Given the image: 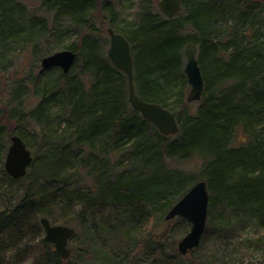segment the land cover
Masks as SVG:
<instances>
[{"label": "trees", "instance_id": "trees-1", "mask_svg": "<svg viewBox=\"0 0 264 264\" xmlns=\"http://www.w3.org/2000/svg\"><path fill=\"white\" fill-rule=\"evenodd\" d=\"M157 1L0 0V187L17 185L0 211V264H153L157 255L160 264H209L212 239L264 251V0H181L166 20ZM104 25L129 42L136 95L168 109L177 135L159 134L131 108ZM188 43L204 82L194 110ZM61 50L76 53L68 73L39 66ZM27 133L33 161L13 180L5 144L18 135L28 148ZM197 181L207 185L208 217L184 259L175 241L189 225L155 229ZM41 218L74 229L69 258L43 238L32 242L43 237Z\"/></svg>", "mask_w": 264, "mask_h": 264}, {"label": "water", "instance_id": "water-1", "mask_svg": "<svg viewBox=\"0 0 264 264\" xmlns=\"http://www.w3.org/2000/svg\"><path fill=\"white\" fill-rule=\"evenodd\" d=\"M158 11L165 17L171 18L181 10V0H158ZM109 46L107 58L111 64L121 71L127 81V98L131 108L139 113L141 118L152 124L159 134L174 136L179 132V126L174 115L162 106L143 101L138 98L134 87L133 58L129 42L120 33L107 28ZM185 63L183 73L189 90L186 102L193 103L201 99L204 82L197 60V48L188 43L184 47ZM76 60V53L69 50L54 52L40 60L43 70L58 68L68 73ZM33 161L31 151L26 147L18 135L9 137V145L3 162L5 173L13 180L25 177L28 167ZM209 195L205 181L195 182L188 191L169 209L165 220L176 217L182 218L190 225L189 231L178 241L177 252L181 256L197 248L205 232L208 217ZM44 232V240L54 246L55 251L62 259L70 255L68 241L74 235V229L66 225H52L46 218L40 219Z\"/></svg>", "mask_w": 264, "mask_h": 264}, {"label": "rangeland", "instance_id": "rangeland-1", "mask_svg": "<svg viewBox=\"0 0 264 264\" xmlns=\"http://www.w3.org/2000/svg\"><path fill=\"white\" fill-rule=\"evenodd\" d=\"M21 1L27 3L28 5H36L39 2V0H21ZM155 6H156V4H155ZM258 8H259L258 10L262 11V13L264 14L263 5L259 6ZM157 12H159L158 9H157ZM159 14L162 17L161 20H166L167 17L163 16L160 12H159ZM106 28H107V25H104V29H106ZM72 40H73L72 37H70L69 35H65L63 44L66 45V44L70 43ZM106 42L109 46L108 35L106 37ZM107 50H108V47H107ZM39 66H40V64H39ZM18 67H19V64L15 65V69L18 70ZM37 70H35L34 72L36 73ZM123 76L125 77L124 74H123ZM125 81H126V77H125ZM126 89H127V81H126ZM188 90H189V86H188ZM188 90H187V92H188ZM197 102H193L192 104L190 103L191 109L194 110L197 107V105H198ZM5 124L7 125L9 130H11L15 127V124L13 122H11V124H9L8 122H5ZM25 137H26L27 143L29 145L28 148H29V150L32 151L34 148L33 145H35V143H34L35 135L27 133V134H25ZM238 137H240V140H241L242 136H238ZM240 140H234V144L235 145L239 144ZM8 145H9V142H6V144H5L6 149H7ZM16 189H17V185H13L11 188H8V186L0 187V211L4 210L6 207H8V205L10 204L11 192L16 190ZM179 219L185 221L184 219L178 218V217H176V219L174 218L171 220H173L174 222H177V221H179ZM166 221L168 222L170 220H166ZM167 222L162 223L158 227V229H155V232L158 231L157 233L161 234L162 231H164V229L167 227L171 228V229L175 228L176 230H182L184 228L182 221L179 224H175V223L170 224L169 222L168 223ZM185 222L188 224L187 221H185ZM189 228H190V225L188 226L187 232L189 231ZM249 234H250L249 230H246L243 234V238H247L249 236ZM41 238H43V240H44V233H43V237L36 235L32 242L34 243L36 241H39V240H41ZM174 238H176V237L174 236V234L171 233L167 237L166 241L169 242L172 239V242H173ZM181 238L182 237H179L175 241V246ZM233 245H236L235 240H227V241L221 240V239L210 240L209 243H207V245H206L207 256L210 260L209 264H264V251L262 248H257L255 246H249L247 248V250H241V251L239 250L238 251V250L234 249ZM165 254L168 255V252H166ZM161 258L162 257L157 255L155 257V260H153V264H160ZM184 259H191V257L185 255ZM28 263H29V260L25 259L23 261V258H21V257L19 259H17V262H16V264H28ZM89 264H91V263H89Z\"/></svg>", "mask_w": 264, "mask_h": 264}]
</instances>
